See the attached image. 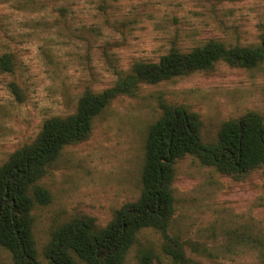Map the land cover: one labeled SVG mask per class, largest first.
Instances as JSON below:
<instances>
[{
	"label": "rangeland",
	"instance_id": "obj_1",
	"mask_svg": "<svg viewBox=\"0 0 264 264\" xmlns=\"http://www.w3.org/2000/svg\"><path fill=\"white\" fill-rule=\"evenodd\" d=\"M263 32L264 0H0V56L13 63L12 72H0V165L35 139L44 120L74 113L85 92L103 91L134 64L208 42L256 46ZM160 103L195 113L203 144L249 113L264 124V62H217L112 100L89 136L65 147L39 181L50 195L32 211L40 262L55 228L74 218L104 227L139 197L144 144ZM172 195L167 235L185 261L171 260L161 233L144 229L123 264H139L140 250L151 253V264H264L261 169L222 174L186 156L175 164ZM0 264H13L2 248Z\"/></svg>",
	"mask_w": 264,
	"mask_h": 264
},
{
	"label": "trees",
	"instance_id": "obj_2",
	"mask_svg": "<svg viewBox=\"0 0 264 264\" xmlns=\"http://www.w3.org/2000/svg\"><path fill=\"white\" fill-rule=\"evenodd\" d=\"M217 62L253 68L264 62V32L256 46L225 47L208 42L189 51L172 49L156 62H139L101 92H85L74 113L43 121L35 139L0 165V248L13 264H123L137 235L144 229L159 231L164 250L174 262L185 261L167 228L174 212L172 181L179 159L193 156L204 166L222 174H243L261 169L264 179V124L249 113L225 122L212 144L200 140L198 116L181 106L160 103L161 115L150 126L144 144L141 193L121 206L110 222L98 227L90 218H74L52 230L44 251V263L37 258L32 232V211L50 202L39 181L61 151L84 141L94 118L115 98L133 94L141 84H157L194 72L206 71ZM9 55L0 56V72L10 73ZM10 93L19 99L16 84ZM139 264H151L149 251H138Z\"/></svg>",
	"mask_w": 264,
	"mask_h": 264
}]
</instances>
